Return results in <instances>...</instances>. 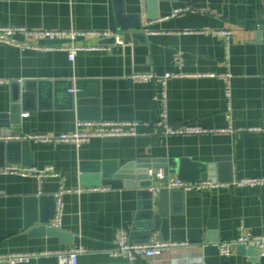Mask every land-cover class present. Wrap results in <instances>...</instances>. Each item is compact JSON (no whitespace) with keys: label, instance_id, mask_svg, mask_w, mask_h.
<instances>
[{"label":"crops","instance_id":"obj_1","mask_svg":"<svg viewBox=\"0 0 264 264\" xmlns=\"http://www.w3.org/2000/svg\"><path fill=\"white\" fill-rule=\"evenodd\" d=\"M0 25L111 30L123 41L80 39L79 45L106 48L79 50L74 61L59 49L72 44L68 39H30L52 48L48 50L0 42V114L11 119L12 80L32 91L26 107L20 100V122L0 127V134L58 136L94 129L78 121L139 122L134 136L93 137L80 143L20 139L30 141L32 154L15 147L11 156L21 163L6 166L38 171L53 167L60 175L0 172V253L82 247L78 264H131L110 254L123 229L133 243L156 235L178 244L134 264H264L238 245L230 257L218 247L247 233L264 236V183H239L264 178V0H0ZM137 72L179 74L167 82L170 123L208 131L162 133L156 100L160 83L135 82L131 75ZM69 82L74 92L78 83L84 88L81 107H70L65 94ZM4 153L0 146V164ZM182 157L215 162L220 186L155 192L148 208L139 188L124 184L85 190L80 184L82 162L99 163L101 174H119L131 182L139 158ZM62 187L71 191L63 195L58 233L51 231L52 196ZM41 217L49 220L44 233L34 231L43 225ZM19 264L59 260L44 254Z\"/></svg>","mask_w":264,"mask_h":264},{"label":"built area","instance_id":"obj_2","mask_svg":"<svg viewBox=\"0 0 264 264\" xmlns=\"http://www.w3.org/2000/svg\"><path fill=\"white\" fill-rule=\"evenodd\" d=\"M180 11V10H178ZM215 34L222 36H230L231 31L227 30H214ZM23 36L24 39H20ZM116 38V42L123 44L115 31L111 30H33L25 26H2L0 25V42L13 45L22 49L34 48V49H52L45 46H41L38 41L33 43L30 39H42V38H62L68 39L72 44L68 47H60L61 50H66L69 53V58L71 61L75 60L76 54L79 50H95V49H105L106 46L103 44L94 46H85L77 44L80 39H90L96 38L98 40H103L106 38ZM179 74L167 72L164 75H159L154 72H137L131 75V78L135 82H149L157 81L160 83V90L156 95V100L160 104V120L158 123L159 130L164 134H201L206 133L208 130L198 126V125H187L184 127L173 126L169 121L168 111H167V82L170 78L176 77ZM229 95V92H228ZM80 124L93 125L94 129L90 131H76L72 133H63L58 136H47V135H23L17 134L10 131L3 132L0 134V140L11 141L20 139H34L39 141H50V142H62V141H76L78 143L82 141L89 140L93 137H104L113 138L119 136H134L138 134L139 122L134 121H89L82 122L78 121ZM1 173H12L21 174L23 176L34 175L39 178L44 176L54 175L59 176L60 174L54 170L53 167H49L44 171H38L34 168H22L17 165H9L0 169ZM151 175L155 177L158 181V186L154 187L155 192H159L162 189H179L184 192H196L203 189L216 188L220 186V183L209 180L200 179L198 181H184L179 179L176 175L170 173L169 171L161 168L154 175L151 171ZM240 184H263L264 178H253L244 179L239 182ZM85 190H97L99 187L88 186L84 188ZM71 191L68 188L62 187L56 194V213L53 219V226L59 228L62 224V216L64 210L63 195L66 192ZM245 244L248 248L259 249V256H264V236H257L251 233L243 234L234 241H225L218 244L219 250L222 255L230 257L232 255V250L235 245ZM178 245L176 242L164 241L159 239L156 235L150 237L148 242L145 243H133L128 233L119 229L117 238L115 240L114 248L111 249L110 254L113 257L124 256L128 258L131 264L137 259H146L161 256L167 250ZM82 247H70L61 250H55L50 252H10V253H0V263L7 262L9 264H19L22 262H28L32 258L38 255H56L59 260V264H78L79 255L83 252Z\"/></svg>","mask_w":264,"mask_h":264},{"label":"water","instance_id":"obj_3","mask_svg":"<svg viewBox=\"0 0 264 264\" xmlns=\"http://www.w3.org/2000/svg\"><path fill=\"white\" fill-rule=\"evenodd\" d=\"M137 28H140L141 24L136 25ZM12 86V110L10 117L8 119L7 114H0V127H10L13 124H18L20 122L19 119V104L20 100H24V107H26V98L29 97L32 91H29V86L27 84L23 85L18 80H12L10 82ZM75 86L73 83L69 82L67 86L66 97L70 99V107L74 108L75 105L78 107L82 106V102L85 98L84 88L78 85L76 86V91L74 92ZM57 97H58V92ZM34 96V94H33ZM82 117V114L80 115ZM0 146L2 150H5V158L4 161L0 164V168L5 167L7 163H21L20 160L14 159L11 156L13 152L16 150L15 147L24 149L32 154L31 144L29 140H12V141H0ZM24 164L33 165L34 162H24ZM134 171L130 176L132 179L131 182L123 181L122 179H127L128 177H122L119 174H115V176L110 175L109 173L101 174L99 172V163H89L82 162L81 163V176H80V184L83 187L88 186H101V185H110L112 187H120V186H133L135 188H139V193L142 198L146 201L148 208L152 207L154 204L155 191L151 190L152 188L158 186V181L155 177L151 175V171L155 175L157 171L161 168L167 169L170 173L176 175L179 179L184 181H198L200 179H209L212 181H218V173H217V164L201 162L193 160L189 157L182 158H139L134 163ZM168 191V189H162L158 193H164ZM44 198L41 199V202ZM53 202L55 204L54 216L56 213V199L55 196H52ZM35 202L37 198L33 199ZM39 200V199H38ZM53 216V218H54ZM36 218V216H35ZM32 223V221H29ZM28 223V224H29ZM42 226L35 228V232L44 233L47 232V224L49 220L45 217H41ZM54 227V226H53ZM150 230L153 229V226L150 225L148 227ZM149 230V231H150ZM58 233H61L57 227H54L53 230ZM151 235L149 236L150 239ZM149 239L146 241L148 242ZM241 249H244L245 253L250 256H253L258 261L264 260V256H259V249L256 248H248L245 244H238Z\"/></svg>","mask_w":264,"mask_h":264}]
</instances>
